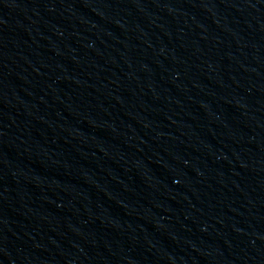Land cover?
I'll list each match as a JSON object with an SVG mask.
<instances>
[{"label": "water", "instance_id": "1", "mask_svg": "<svg viewBox=\"0 0 264 264\" xmlns=\"http://www.w3.org/2000/svg\"><path fill=\"white\" fill-rule=\"evenodd\" d=\"M0 264H264V0H0Z\"/></svg>", "mask_w": 264, "mask_h": 264}]
</instances>
